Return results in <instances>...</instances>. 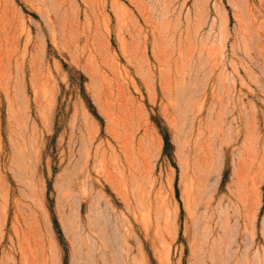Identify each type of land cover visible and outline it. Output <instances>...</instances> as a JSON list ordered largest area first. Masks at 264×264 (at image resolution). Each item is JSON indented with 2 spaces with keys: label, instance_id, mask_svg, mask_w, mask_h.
<instances>
[{
  "label": "rangeland",
  "instance_id": "374dc122",
  "mask_svg": "<svg viewBox=\"0 0 264 264\" xmlns=\"http://www.w3.org/2000/svg\"><path fill=\"white\" fill-rule=\"evenodd\" d=\"M0 264H264V0H0Z\"/></svg>",
  "mask_w": 264,
  "mask_h": 264
},
{
  "label": "trees",
  "instance_id": "16d2710c",
  "mask_svg": "<svg viewBox=\"0 0 264 264\" xmlns=\"http://www.w3.org/2000/svg\"><path fill=\"white\" fill-rule=\"evenodd\" d=\"M163 134H164V140H165V153H168L169 148L172 146L171 139H170L168 131H164ZM54 221H55V224L57 226V231L60 233V227H59V223H58L57 219L55 218ZM65 262L67 263V258H66Z\"/></svg>",
  "mask_w": 264,
  "mask_h": 264
}]
</instances>
